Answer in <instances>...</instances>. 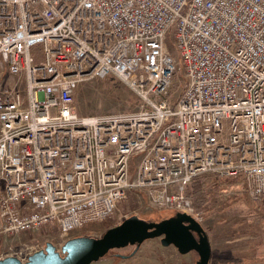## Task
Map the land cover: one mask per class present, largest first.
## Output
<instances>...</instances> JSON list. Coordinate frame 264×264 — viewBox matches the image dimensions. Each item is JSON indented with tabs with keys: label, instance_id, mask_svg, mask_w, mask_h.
<instances>
[{
	"label": "built area",
	"instance_id": "2783aa9c",
	"mask_svg": "<svg viewBox=\"0 0 264 264\" xmlns=\"http://www.w3.org/2000/svg\"><path fill=\"white\" fill-rule=\"evenodd\" d=\"M0 64L25 83L0 98V242L50 227L62 254L130 193L202 223L201 176L263 199L264 0H0ZM110 75L138 108L80 115Z\"/></svg>",
	"mask_w": 264,
	"mask_h": 264
},
{
	"label": "rangeland",
	"instance_id": "374dc122",
	"mask_svg": "<svg viewBox=\"0 0 264 264\" xmlns=\"http://www.w3.org/2000/svg\"><path fill=\"white\" fill-rule=\"evenodd\" d=\"M24 87L25 83L20 77L12 75L5 64H0V98L8 90L13 88L24 90ZM75 105L77 112L83 116L116 114L135 111L139 105V98L124 81L115 75H110L102 79L93 78L83 81L77 89ZM210 177L215 181V185L209 189L211 203L209 209L204 212L205 216L201 224L210 234L216 229L223 231L221 235L223 238H219L223 241L218 244L213 243L215 255L210 264H264L248 263V261L217 263L218 250L222 251L228 246V236H226L228 233L240 235L242 243H237L238 246L234 247L241 251L240 254L253 258L261 251L264 253V249H261L264 248V201L254 204V200L244 192L239 179ZM176 213L178 212L152 209L146 205L143 195L130 193L118 204L112 219L77 229L70 234V238L79 236L100 238L108 229L121 224L131 216L158 222ZM48 242L54 244L58 252L61 251L60 245L63 240L57 231L50 227L24 233L15 239L0 242V259L15 256L25 263L32 254L44 249ZM134 250V246L113 250L102 258V261L108 263L100 264H196L199 260L196 252L181 255L174 246H163L160 238L146 241L140 251L130 256ZM119 255L128 256V260L123 261Z\"/></svg>",
	"mask_w": 264,
	"mask_h": 264
},
{
	"label": "water",
	"instance_id": "95a60500",
	"mask_svg": "<svg viewBox=\"0 0 264 264\" xmlns=\"http://www.w3.org/2000/svg\"><path fill=\"white\" fill-rule=\"evenodd\" d=\"M156 238H160L165 247L174 246L180 254L196 252L199 256L196 264H210L212 250L207 231L192 216L181 212L158 222L131 216L108 229L100 238L79 236L69 239L62 247V254L48 242L25 263L15 256H8L0 259V264H92L113 250L130 246L135 247L130 255L133 256L144 242Z\"/></svg>",
	"mask_w": 264,
	"mask_h": 264
},
{
	"label": "crops",
	"instance_id": "0c3cea01",
	"mask_svg": "<svg viewBox=\"0 0 264 264\" xmlns=\"http://www.w3.org/2000/svg\"><path fill=\"white\" fill-rule=\"evenodd\" d=\"M222 233H223V231H221L220 229H216L214 231V233H212V234L207 232L208 237H209V241H210V245H211V250H212L211 261L213 260L214 255H215L214 254V249H213V243L218 244V243L223 241V239L219 240V238H223L221 236ZM223 235H225V234H223ZM226 236H228V239H227L228 246L226 248H224V249H226L225 250L226 253L223 252L224 249H222V251L218 250L219 251V256H218L219 260L217 261V263H245L246 261H248V263H264V253H261L262 251L259 253L258 256H255V257L252 258V257L245 256V254H242V253L240 254L241 251H239L238 248L234 249L235 246H238V244L242 243L241 237H240L239 234H234V233L229 234L228 233ZM144 244H145V242L141 245V247L138 249V251H140V249L142 248V246ZM261 249H264V248H261ZM223 253L225 255H223ZM181 255H183V254H181ZM125 260H128V259L127 258L123 259V261H125ZM211 261H210V263H211ZM97 262H99L98 264H100V263H108V262L102 261V259H100ZM97 262H94V263H97Z\"/></svg>",
	"mask_w": 264,
	"mask_h": 264
},
{
	"label": "trees",
	"instance_id": "16d2710c",
	"mask_svg": "<svg viewBox=\"0 0 264 264\" xmlns=\"http://www.w3.org/2000/svg\"><path fill=\"white\" fill-rule=\"evenodd\" d=\"M215 185V181L209 176H201L193 181V194L195 198V208L198 212L204 213L209 209L211 196L209 189ZM261 201H264L262 199ZM258 204L257 201H253Z\"/></svg>",
	"mask_w": 264,
	"mask_h": 264
}]
</instances>
